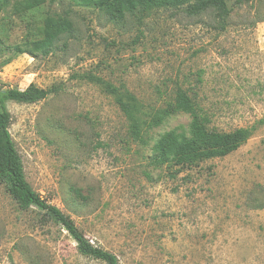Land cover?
Listing matches in <instances>:
<instances>
[{
	"label": "rangeland",
	"instance_id": "rangeland-1",
	"mask_svg": "<svg viewBox=\"0 0 264 264\" xmlns=\"http://www.w3.org/2000/svg\"><path fill=\"white\" fill-rule=\"evenodd\" d=\"M32 1L0 0V87L54 89L7 103L34 190L122 264H264V0H227L224 30L210 12L115 20L71 0ZM47 16L74 24L52 53L6 50L31 47ZM106 83L135 94L148 114L183 88L197 93L211 127L255 131L231 154L174 175L151 162L166 133L190 135L191 114L169 115L134 141ZM0 264L107 263L81 254L67 230L37 207L23 210L0 182Z\"/></svg>",
	"mask_w": 264,
	"mask_h": 264
},
{
	"label": "trees",
	"instance_id": "trees-1",
	"mask_svg": "<svg viewBox=\"0 0 264 264\" xmlns=\"http://www.w3.org/2000/svg\"><path fill=\"white\" fill-rule=\"evenodd\" d=\"M255 0H236V6L252 5ZM83 8L105 10L111 19H124L128 14L146 17L160 10H180L188 16L195 17L210 12L216 19L217 27L224 30L229 22L233 7L227 0H71ZM42 0L29 2L30 8H36ZM262 20L257 21H264ZM74 24L68 16H47L41 26V36L33 40L31 47L19 45L7 47L13 54L29 53L47 56L52 53L63 33L73 30ZM0 41V51L2 50ZM96 81L101 82L100 79ZM103 83V82H102ZM106 91L115 96L121 111L129 121V137L138 142H145V129L159 126L166 117L182 111L191 114L190 135L177 130L166 133L156 145V154L152 164L157 167L166 165L174 175L199 166L202 162L214 158L225 157L238 150L252 137L255 126L239 127L231 131H221L211 127V117L197 98V93L178 88L175 98L168 101L166 107L148 114L141 100L129 90L121 91L116 86L106 83ZM54 89L42 88L31 83L25 89L0 87V182L4 183L23 210L39 208L45 217L61 225L76 240L81 254L99 259L107 264H122L119 257L94 244L79 228L75 220L60 208L47 202L26 178L23 160L10 131L12 114L7 103H36L46 99Z\"/></svg>",
	"mask_w": 264,
	"mask_h": 264
}]
</instances>
